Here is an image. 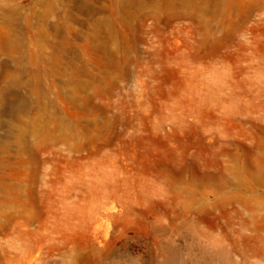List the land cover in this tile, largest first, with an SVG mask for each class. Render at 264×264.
Here are the masks:
<instances>
[{"label": "rangeland", "instance_id": "1", "mask_svg": "<svg viewBox=\"0 0 264 264\" xmlns=\"http://www.w3.org/2000/svg\"><path fill=\"white\" fill-rule=\"evenodd\" d=\"M0 264H264V0H0Z\"/></svg>", "mask_w": 264, "mask_h": 264}]
</instances>
